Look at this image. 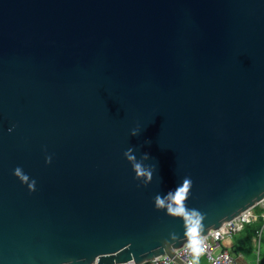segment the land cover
Wrapping results in <instances>:
<instances>
[{"label": "water", "instance_id": "1", "mask_svg": "<svg viewBox=\"0 0 264 264\" xmlns=\"http://www.w3.org/2000/svg\"><path fill=\"white\" fill-rule=\"evenodd\" d=\"M263 202L264 0H0V264H182Z\"/></svg>", "mask_w": 264, "mask_h": 264}, {"label": "built area", "instance_id": "2", "mask_svg": "<svg viewBox=\"0 0 264 264\" xmlns=\"http://www.w3.org/2000/svg\"><path fill=\"white\" fill-rule=\"evenodd\" d=\"M264 203V202H263ZM262 204V203H260ZM263 221V227L257 232L259 237V248L256 250L257 264L260 262V240L263 236L264 230V213L257 214L255 207L247 210L232 221L228 222L221 228L210 233L209 235L189 243L182 248L175 250L174 254L182 264H197L201 259H204L208 264H239L238 260L228 250H225L222 245L223 242L232 238L236 234L241 233L246 225ZM122 264H136L134 262ZM140 264H180L175 259L168 255L159 256L151 261H146Z\"/></svg>", "mask_w": 264, "mask_h": 264}, {"label": "clouds", "instance_id": "3", "mask_svg": "<svg viewBox=\"0 0 264 264\" xmlns=\"http://www.w3.org/2000/svg\"><path fill=\"white\" fill-rule=\"evenodd\" d=\"M137 132L134 130L132 135H136ZM133 149H129L125 152V156L132 163L133 170L136 173L138 179L146 177L145 183H148L152 179V172L146 169L141 162L136 160V157L132 155ZM148 154L144 155V159H148ZM51 162V159H48ZM15 175L23 182L28 184L30 190H35V181L29 183V177L24 174L22 169L17 168ZM192 181L190 178H185L181 185H177L174 190H170L167 194H157L155 197V206L157 209H163L167 211V214L173 216H180L184 219L186 224V234L190 240L195 236L198 228L202 225L204 216L196 209H189L186 206L188 194Z\"/></svg>", "mask_w": 264, "mask_h": 264}, {"label": "crops", "instance_id": "4", "mask_svg": "<svg viewBox=\"0 0 264 264\" xmlns=\"http://www.w3.org/2000/svg\"><path fill=\"white\" fill-rule=\"evenodd\" d=\"M237 234L232 238L227 239L223 242L222 247L225 250H228L233 256L238 260L239 264H255V260L257 261L256 254V244L255 241L252 244V248H243L241 249L237 242ZM261 255V254H260ZM197 264H208L204 259H201L197 262ZM257 264V263H256Z\"/></svg>", "mask_w": 264, "mask_h": 264}, {"label": "trees", "instance_id": "5", "mask_svg": "<svg viewBox=\"0 0 264 264\" xmlns=\"http://www.w3.org/2000/svg\"><path fill=\"white\" fill-rule=\"evenodd\" d=\"M262 227H263V221L260 219V220H258V222H254V225L251 228H248V229L245 228L241 232V233H244V234L240 235L239 238H237V242H238V245L240 246V248L241 249H243V248H249V249H251L253 247L252 244H251V242H250L251 235H252L253 232H254V234L256 233V235H257V232ZM263 232H264V230H263ZM258 264H261V261Z\"/></svg>", "mask_w": 264, "mask_h": 264}, {"label": "rangeland", "instance_id": "6", "mask_svg": "<svg viewBox=\"0 0 264 264\" xmlns=\"http://www.w3.org/2000/svg\"><path fill=\"white\" fill-rule=\"evenodd\" d=\"M255 212L257 214L263 213L264 212V203L258 204L255 207ZM253 225H254V223L248 224V225H246L245 228L246 229L251 228ZM242 234H244V233L237 234L238 236H236V237H239ZM254 241H255V244H256V250H258V248H259V237L256 235V233L254 234V232H253L252 235H251V239H250L251 244H253ZM259 253H261V255L259 256L261 264H264V232H263L262 239L260 240V251H259ZM254 263L256 264L257 261L255 260Z\"/></svg>", "mask_w": 264, "mask_h": 264}]
</instances>
